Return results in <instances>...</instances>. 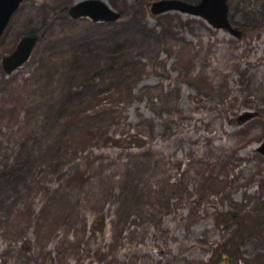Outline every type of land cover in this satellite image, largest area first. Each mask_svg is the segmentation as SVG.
I'll return each instance as SVG.
<instances>
[{"label":"rangeland","instance_id":"rangeland-1","mask_svg":"<svg viewBox=\"0 0 264 264\" xmlns=\"http://www.w3.org/2000/svg\"><path fill=\"white\" fill-rule=\"evenodd\" d=\"M79 1L24 0L0 38V264H264V0H227L239 38L152 15L160 0H100L145 31L119 35L65 15ZM78 31L89 51L72 59ZM25 36L39 42L5 74ZM121 38L133 91L96 79L93 107L65 101L84 88L62 72Z\"/></svg>","mask_w":264,"mask_h":264},{"label":"water","instance_id":"water-1","mask_svg":"<svg viewBox=\"0 0 264 264\" xmlns=\"http://www.w3.org/2000/svg\"><path fill=\"white\" fill-rule=\"evenodd\" d=\"M24 0H0V38L6 29L11 17L17 11ZM150 13L160 15L168 12H178L196 18H201L215 29L226 30L239 38L241 32L233 28L228 19L227 0H199L196 4H190L181 0H160L151 4ZM68 15L73 20L87 18L93 23H113L121 18V15L108 7L100 0H83L75 3L68 9ZM37 43V37H22L15 50L2 60V68L6 74H10L27 62ZM256 114L246 113L238 118L239 122H245ZM264 156V140L256 149Z\"/></svg>","mask_w":264,"mask_h":264},{"label":"trees","instance_id":"trees-1","mask_svg":"<svg viewBox=\"0 0 264 264\" xmlns=\"http://www.w3.org/2000/svg\"><path fill=\"white\" fill-rule=\"evenodd\" d=\"M187 3H197L198 0H181ZM133 8H131L130 11H132ZM65 12V15H67V12ZM121 17L124 16V14L121 12ZM84 20V19H81ZM93 24H99V23H93ZM92 24V25H93ZM108 25L110 27H113L116 29L115 33L118 32V34L122 35L127 33V35H130L132 33V29L134 28V25L129 24L127 26H122V24L118 22L114 23H100V25ZM131 32L127 31L128 27ZM140 24L136 23L135 24V29L133 31V36H140L144 35L145 31L143 30L140 32ZM80 34V38H78ZM131 36V35H130ZM87 33L83 32H77L73 34L72 37V43L74 44L73 47H75L72 51H68L70 53V57L74 59V54H77L76 48L77 49H82L83 51H89V45L87 44L89 40L87 39ZM120 38V37H119ZM130 38V37H129ZM64 39H61L59 43H51V46L47 48L53 58V53H57L56 50H64L65 43L63 42ZM39 42V39H38ZM129 39L121 38L120 40H115L113 44V48L109 50H102L100 52L95 53L94 60H90V63L87 64H82L81 69L78 72V77L75 78L74 72L73 71H68V72H62L63 75V85L65 88H69V84L72 81L80 80L82 87L84 88V94L81 96L77 101L72 100L69 98L68 100L65 99V101H68L69 103H76L77 105L83 107L82 110H85L88 107H93L95 103H98V98H99V93L97 90V84L94 82L96 79H100L101 81H109L111 85H114L117 88V93L118 92H126V93H131L134 89L133 86H135V83L137 82V77H139V72L140 68L138 65H134L130 63V57L127 55L126 49L128 47ZM79 46V47H78ZM53 52V53H52ZM90 55V54H87ZM86 55V56H87ZM57 57V54H56ZM83 57V56H82ZM62 58V57H61ZM91 65V66H90ZM46 69H50L49 66H46ZM138 69V71H137ZM96 77V78H95ZM99 85V84H98ZM71 91V90H70ZM68 96V94H66ZM65 95V96H66ZM66 96V97H67ZM97 100V101H95ZM72 107V104H71ZM84 131V130H83ZM39 139V138H38ZM39 145L41 144L38 142V140L35 141ZM82 142L86 143L85 140ZM60 142H54L52 143L47 150L49 151L50 155L53 153V151H56L57 148L56 146L59 145ZM52 167L55 165V163L50 164ZM6 175H10L8 172H1L0 179L5 180V186L6 184L9 183L8 178H6ZM219 257V256H218ZM218 257H216L218 259ZM224 260L225 258H221Z\"/></svg>","mask_w":264,"mask_h":264}]
</instances>
